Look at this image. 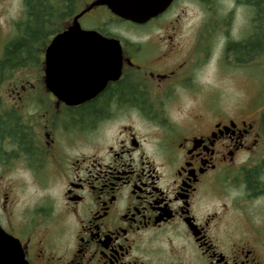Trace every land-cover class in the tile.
<instances>
[{
  "label": "flooded vegetation",
  "instance_id": "obj_1",
  "mask_svg": "<svg viewBox=\"0 0 264 264\" xmlns=\"http://www.w3.org/2000/svg\"><path fill=\"white\" fill-rule=\"evenodd\" d=\"M95 1L0 0L21 12L0 31V260L264 264V79L250 71L264 57V0H234L251 14L239 22L218 0H174L144 24L95 6L78 22L99 49L61 40L48 80L53 40ZM181 4L197 16L185 38ZM106 16L135 31H110ZM102 37L118 41L119 64ZM217 45L258 84L251 113L220 112L203 87ZM183 98L195 106L181 112Z\"/></svg>",
  "mask_w": 264,
  "mask_h": 264
},
{
  "label": "rangeland",
  "instance_id": "obj_2",
  "mask_svg": "<svg viewBox=\"0 0 264 264\" xmlns=\"http://www.w3.org/2000/svg\"><path fill=\"white\" fill-rule=\"evenodd\" d=\"M233 1L234 0H218L220 18L223 19L224 17H229L232 14L235 18L234 20L239 22L243 17L251 15L249 14L247 8H244L243 10L241 8H237V4L235 3V5ZM182 9L186 10L187 16L183 18V23L179 30L181 35H179V37L185 38L193 32L191 27L194 26L197 16L195 12L196 9L187 4H181L176 11V14H182L180 13ZM20 14L21 12L16 2H10L4 8L0 7V31H7L8 25L6 22L10 19L16 20ZM106 20L105 21L108 23L107 26L110 31H135L132 26L113 20L108 16H106ZM236 27L233 33L237 35L239 29ZM224 37L225 36L223 34H218L219 39ZM258 42H261L264 47V31L261 32V35H259L255 44ZM215 47L216 55L214 56V60L211 62L212 65L204 68L202 71L203 73L200 75L203 87L208 90L211 88L216 89L215 97L217 98H214V101L217 99L219 106L218 110L220 112L232 115L251 113L258 84L254 82V78L241 75L242 73H248V71H243L238 69L236 65H233L235 63L231 62V56L229 53H224L218 45ZM215 64H217V67ZM260 65L262 67H259V65L253 66L250 71L255 74L258 79H264V57L261 58ZM183 99L182 104L179 106L181 112H186L190 110L191 107L195 106L189 99Z\"/></svg>",
  "mask_w": 264,
  "mask_h": 264
},
{
  "label": "water",
  "instance_id": "obj_3",
  "mask_svg": "<svg viewBox=\"0 0 264 264\" xmlns=\"http://www.w3.org/2000/svg\"><path fill=\"white\" fill-rule=\"evenodd\" d=\"M174 0H96L93 2L88 8L82 11L79 15H77L74 19V25L69 27L68 30L63 32L62 34L56 36L53 40L50 50H48L46 58H47V73L48 80L52 79V74L54 70V59L57 57L52 54L51 49L57 45L61 40H69L75 42H83L84 45L82 48H93L99 46L93 45L92 43L96 40V36L93 34L95 31L93 30H83L80 27L78 19L83 16L85 13L89 12L95 6L105 5L115 16L130 21L136 24H144L151 20L152 18L158 16L165 12L168 7L172 4ZM103 43L101 48L106 52L107 61L106 64L108 66H115L120 63L117 58H120V45L117 40L101 38ZM91 43V45H89ZM77 47V46H76ZM89 55L88 53L84 54H72L69 55L70 58H75V60H71L63 63L65 66L60 67V71H69L72 72L77 68L80 64H86V61H78L77 58H86ZM67 57V56H66ZM110 73H114L115 69L108 70ZM59 88L61 89V85L63 81H59ZM5 240L4 233L0 229V249H3L2 243ZM3 253L0 252V259H2ZM0 264H4L3 261L0 260Z\"/></svg>",
  "mask_w": 264,
  "mask_h": 264
},
{
  "label": "trees",
  "instance_id": "obj_4",
  "mask_svg": "<svg viewBox=\"0 0 264 264\" xmlns=\"http://www.w3.org/2000/svg\"><path fill=\"white\" fill-rule=\"evenodd\" d=\"M259 11H260V14L263 15L264 14V6H260ZM36 14L37 13L35 12V8H32L31 15H33V17H36ZM30 23H31L30 28H29L30 32H33V33L38 32V30L41 26L40 21L38 24H36L37 23L36 20H33V21L31 20Z\"/></svg>",
  "mask_w": 264,
  "mask_h": 264
}]
</instances>
